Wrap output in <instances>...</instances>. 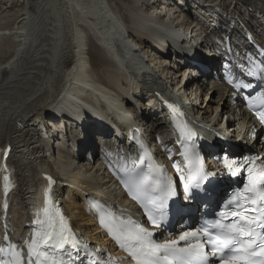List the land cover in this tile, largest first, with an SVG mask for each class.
I'll return each instance as SVG.
<instances>
[{"label": "bare ground", "instance_id": "obj_1", "mask_svg": "<svg viewBox=\"0 0 264 264\" xmlns=\"http://www.w3.org/2000/svg\"><path fill=\"white\" fill-rule=\"evenodd\" d=\"M5 3L9 0H0V5ZM19 4L11 17L4 14L0 19V54L14 52L0 61V148L9 143L18 157L21 185L9 214L21 215L15 221L24 224L29 215L28 184L34 176L27 162L36 159L26 151L40 152L46 136L57 147L48 149L49 169L60 184L68 180L77 185L64 196L65 205L74 211L76 228L104 247L112 242L95 225L82 199L86 191L109 195L121 210L130 207L115 180L120 176L107 158L132 149L120 123L131 118L139 123L166 169L173 171L177 165L187 180L170 115L156 107L152 88H179L188 110L215 129L218 149L210 144L201 147L208 168L222 150L248 149L261 154L264 162L263 131L223 82L221 65L228 54L211 38L226 33L231 43L246 45L241 29L263 31L253 11L257 5L264 8V0H19ZM170 40L178 51L166 45ZM93 52L104 60L100 69L106 83L90 66V60L99 62ZM68 64L73 66L66 69ZM62 105L72 115L69 120L54 118V108ZM101 116L105 123L108 119L107 127L98 122ZM38 119L43 120L36 136L31 121ZM116 125L120 127L114 131L111 127ZM175 178L179 182L177 174Z\"/></svg>", "mask_w": 264, "mask_h": 264}, {"label": "snow or ice", "instance_id": "obj_2", "mask_svg": "<svg viewBox=\"0 0 264 264\" xmlns=\"http://www.w3.org/2000/svg\"><path fill=\"white\" fill-rule=\"evenodd\" d=\"M261 122H264V112L258 113ZM194 135V133H192ZM225 167L232 169L233 165L237 168L240 167L236 161H228L227 158L223 160ZM252 169L249 168L250 182L245 186V191L250 194H255L256 198L248 197L250 204L248 208L242 209L243 212H248L251 210L255 213V208L253 207L257 203V199L264 202V169L259 170V174L253 179L251 177ZM214 175V173L206 172L202 167L198 168L196 171L197 184L199 182ZM51 178L49 177V180ZM259 185L260 187H257ZM147 186V187H146ZM150 187L152 192L159 193L157 197L148 199L147 203H144L145 197L141 195L142 191H146ZM190 184L185 185L187 190ZM136 191H133V186H129V193L133 196V199L141 200L142 206L145 212L148 213L149 220L157 225V219L153 215V212L163 215L162 209L166 199L174 195L172 184L169 181L167 185L163 187L155 185H147V181H141L135 185ZM239 193L232 197L233 201L239 204ZM154 200H158L159 203H154L153 208H149L148 203H153ZM47 213V209H45ZM260 212L262 217H264V203L261 204ZM223 216L224 213H221ZM232 216L237 217L243 223H232L230 225H222L216 222L212 225L213 228L221 229L219 235L213 237L208 232L207 228L203 229L204 234L208 236V242L213 246L212 255L215 256L219 253L221 259L220 264H264V218L257 220L255 215L248 216L242 215L240 211L232 212ZM253 225L261 228V233L259 234V242L254 236ZM139 227V226H137ZM65 233H68L67 235ZM150 235L146 229L139 228V232L136 235L137 244L129 249L131 255L137 260V264H152L151 257L154 256L160 249H164L173 257H180L186 261V264H208V253L205 252L203 244L197 242L190 244L187 248L176 247L177 242L172 241L164 245H156L150 241L144 239L145 236ZM40 240L29 245L30 253L35 254L37 258V264H40V258L44 257L46 260L50 261V264H62V262H57L52 257L48 256L46 251H37L40 243H43L46 248L53 249H64L66 246L76 249L78 247L79 241L75 238L71 230L67 228L66 222L61 217V226L59 231H56L52 224L49 223V230L43 233H37ZM241 236L247 239H241ZM190 238H196L199 240L197 232L185 233L180 237L182 241H188ZM3 252V249H0ZM19 258V253H16ZM2 264V261H0ZM29 264H32L31 260Z\"/></svg>", "mask_w": 264, "mask_h": 264}, {"label": "rangeland", "instance_id": "obj_3", "mask_svg": "<svg viewBox=\"0 0 264 264\" xmlns=\"http://www.w3.org/2000/svg\"><path fill=\"white\" fill-rule=\"evenodd\" d=\"M209 1H213V0H209ZM8 2V1H7ZM182 5H183V3H181ZM18 5V6H17ZM0 6H2L1 7V9H0V19H4V14H6V16L7 15H10L9 17H11V15L14 13V11L16 10V9H18V7L20 6V4H19V0H9V3H5V6H4V4L3 5H0ZM8 6V7H7ZM14 10V11H13ZM8 11H10V12H8ZM12 11H13V13H12ZM16 12V11H15ZM11 13V14H10ZM2 14H3V16H2ZM2 17V18H1ZM7 18V17H6ZM11 25H12V23H10ZM219 35V34H218ZM198 48L196 47V50H197ZM197 51H199V50H197ZM6 53V56H4L3 54H0V61H6L8 58H10L13 54H14V52H10V51H7V52H5ZM97 57H96V60H98L99 62L97 63L96 61H93V60H90V66H92V69L94 70V72H95V74H97V75H99L100 76V80L102 81V82H104V83H106V80L102 77L103 75L101 74V67H102V63H104V60L102 59V57L101 56H99V53L98 52H93ZM3 57V58H2ZM71 66H73V64H68L67 65V67H66V69H68L69 67H71ZM65 69V70H66ZM186 78V77H185ZM187 79V78H186ZM172 80V79H171ZM185 80V79H184ZM186 81V80H185ZM66 83H68L69 82V80H66L65 81ZM174 82V81H173ZM90 91H95V90H93V89H91ZM50 95V94H49ZM48 95V96H49ZM54 95L56 96L57 94L56 93H54ZM101 98V100H102V102L104 103V104H108V101L106 100V99H104L103 97H100ZM15 105H16V103H15ZM195 107V106H194ZM197 108H199V107H197ZM139 110V109H138ZM140 111V110H139ZM200 115V114H199ZM222 119H220V121H221ZM158 126V125H157ZM161 126V125H160Z\"/></svg>", "mask_w": 264, "mask_h": 264}]
</instances>
